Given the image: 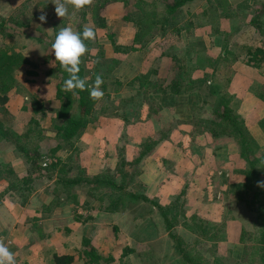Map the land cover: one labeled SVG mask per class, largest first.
I'll return each instance as SVG.
<instances>
[{
  "label": "rangeland",
  "instance_id": "obj_1",
  "mask_svg": "<svg viewBox=\"0 0 264 264\" xmlns=\"http://www.w3.org/2000/svg\"><path fill=\"white\" fill-rule=\"evenodd\" d=\"M40 1L0 0V17L8 21L5 33L0 35V51L6 49L9 52L20 53L27 58L33 59V64L35 65L33 71L36 72V75H29L22 70L16 76L15 87L9 93L7 103L3 107L0 106V124L8 133L14 132L22 135L26 129V122H28L23 121V119L33 116L28 106L29 102L36 92L40 93L39 95H42L41 98L47 104V112L43 116L35 115L34 118L39 120L44 132L34 140L32 137L28 140L21 138L20 142L28 146L31 151L36 148L40 150L45 155L42 164L48 162L46 157L50 158L51 156L50 148L59 142L54 131L56 120H52L57 108V102L53 94L54 83H47L51 76L48 71L50 67L52 68V65L49 61L41 63L42 60H40V58H45L46 56L47 45L54 41L55 29L59 31L60 28L70 26L74 31H78L80 26L82 31L85 27H89L95 32L94 39L85 41L88 50L83 56L85 60L84 67L87 73L100 70L104 75H108L111 78L110 81H107L108 93L119 92L115 93V95L124 96L123 100L115 103H113L111 96L101 99L96 118L124 111H128L127 114H131L129 113L130 108L135 110L140 107L141 109L147 102L151 106L154 105L152 107L159 111L156 106L163 103L161 100L163 95L161 93L162 86L160 85L167 86L170 84L169 77L173 76V70L171 69L175 68L174 65H177L174 59L176 58L179 67L185 72L184 76L187 80L180 81L179 87L181 88L178 87L180 94L170 93V89H168L167 92L171 97L169 98L171 104L175 102L173 95L185 97V95L190 93L202 91L204 88L216 90L212 95L206 93L204 95L203 92L202 111L191 121L192 124L200 126L195 127L197 129L196 132H199V129L206 125L209 126L208 128H214L212 124H207V122L214 121L215 116L212 110L220 107L225 99L229 110L232 114H235L237 102L229 91L233 65L236 62H245L241 57L245 49L241 47L249 45L257 48L262 44L261 42H264V36L257 39L254 34V28L249 26L251 18L256 13L255 11L259 10L256 2L261 0H228L230 8L226 11L219 4L216 5V0H196L184 5L177 15L168 18L167 23L165 21L166 12H164L166 0H128L125 3V11L134 9V14L139 11L140 15L136 16L138 20L131 16L127 23L121 16L115 14L118 13V9L115 8L114 12H110L111 16L107 18L106 29L99 28L92 23L90 18V10L92 8L86 7L84 9L82 7L76 10L69 5V15L61 18L55 13L53 0H42V4H40ZM96 2L98 0H90L89 6ZM212 7L214 8L213 12L211 10ZM41 15H46V22L40 21L39 17ZM142 17H144L145 28L141 30L137 22ZM260 19L264 30V15ZM138 31H141V36L137 34ZM5 34H8L9 37H5ZM109 35H112V37L109 38ZM230 35L232 36L229 37ZM111 40L123 46L124 49L115 52L111 45ZM225 47L229 50V54L226 56L223 55L226 52ZM115 61L120 62L115 65ZM121 66L123 68L122 72L120 71ZM168 67L169 74H167ZM263 67L264 64L258 68H251L261 69ZM141 74H146L148 81L143 89H139V82L134 80ZM203 76L208 77L206 78L205 86L198 81L203 79ZM117 78L122 80L118 81ZM192 81L194 85H188ZM150 83L158 86L154 87ZM222 97L224 99L221 102L220 99ZM187 100L191 101L194 106L193 95L187 97ZM179 102L184 103L183 101ZM167 103H169V100ZM134 112V116H137L136 111ZM237 119L244 123L241 119ZM218 122L220 121L217 120L215 123ZM32 130L33 135L36 134L35 130ZM15 139L10 134L6 135V137H0V164L2 167L8 168V170L0 171V180L4 179L8 183L17 178V173L13 171L10 163L15 160L16 156L22 158L16 149L18 141ZM70 147L67 146V148ZM10 170L13 175L9 174ZM247 171H249V165L246 162L243 173ZM255 171L264 172L260 164L257 165ZM42 174L44 172L39 175L41 176ZM63 175V173L58 174V176ZM110 175L112 176L113 174ZM244 178L246 180V176ZM261 178H263V175L260 177V182L251 181L248 184L250 187L248 192L230 190L232 187L228 189L229 199L232 202L230 204H222L226 205L224 220L219 223L225 226L223 234L225 238L222 241L204 240L194 228L199 227L196 224L199 221L208 222L204 218L199 217L202 214L197 215L199 214L198 212L192 213V211H196L194 207L187 206V209L185 204L167 206V208L171 207L168 210L170 221L174 220L177 223L173 231L181 236L188 245L194 247L195 251L198 253L204 252L206 259H210L211 251L217 245L219 248L218 253L224 254L220 264H260L258 252L255 251L257 255L253 259L251 257L253 253L251 247L254 249L253 243L251 244L252 238L246 236L245 239H248V242L244 245L242 243L245 240L242 238L243 242L241 243L239 237L242 231L249 233L256 227V211L258 208L263 207L261 202H264L262 193L257 194L259 191L261 192L259 185L264 183ZM36 182L37 180L28 184L26 191L19 192L18 189L14 190L13 194L8 195L6 193L8 196L1 194L0 204H2L1 201H4V197L26 201L29 199L27 191L29 189L33 190ZM38 184L40 183L37 182L36 185ZM72 189L70 187V193ZM138 190L140 191V189ZM241 197L243 200L251 201L249 207L239 201ZM65 198L62 195L59 196L58 200H67L66 196ZM67 201L70 202L71 200ZM108 202L110 203L111 201ZM218 205L220 204H212V206H215L212 207L210 204L211 214L217 217L221 211L218 209ZM113 206L111 204V207ZM115 208H118L123 213H129L138 222L134 223L135 226L131 229H128L131 231L126 228L125 233L129 235L130 242L136 244L137 252L141 253L130 254L126 258H120V252L123 249H121V244L126 236L124 231L113 228L109 230V234L104 241H100L101 243L95 242L96 251L100 256L105 259L117 256L118 261L116 259L115 263L109 264H139L140 262L141 264H174L173 260L175 258H172L173 243L156 204H136V200H126ZM230 220L235 221L236 224L233 226L231 224L227 225L226 222ZM131 233L132 235H130ZM111 235L115 238V244ZM110 237H112L111 241L108 239ZM83 249L82 246L78 252ZM78 252L74 251L75 255H72L75 260L79 261L77 264H87L84 258H78ZM29 253L33 254L32 259H29L31 263L28 262V259L21 258V261H16L17 264H40L41 261L44 264L47 263V258L40 256L36 249L34 252L29 251ZM49 261L50 264L53 262L51 259ZM100 264L108 263L101 261Z\"/></svg>",
  "mask_w": 264,
  "mask_h": 264
},
{
  "label": "crops",
  "instance_id": "obj_2",
  "mask_svg": "<svg viewBox=\"0 0 264 264\" xmlns=\"http://www.w3.org/2000/svg\"><path fill=\"white\" fill-rule=\"evenodd\" d=\"M167 72L169 74V67ZM229 91L237 102L235 115L244 122L264 155V67L255 69L236 62ZM203 92L208 94V89L185 97L173 95L175 102L172 104L167 92L162 95L163 103L156 106L159 111L147 102L141 109L130 108L129 113L133 115L124 111L96 118L78 140L71 142L72 149H61L54 155L55 159L46 157L48 163L57 160L61 166L41 176L34 172V181L40 184L35 183L29 199L21 202L4 197L0 204V243L14 253L16 261L21 258L31 260L33 254L29 251L36 249L50 264L54 255H75L74 251L82 248L84 240H89L96 248L95 242L104 241L109 230L117 228L126 236L121 249H137L125 233L126 228L131 229L138 223L129 213L105 212L85 187L79 185L71 191L76 196L75 202L54 197L52 193L58 174L75 179L81 170L86 176L109 172L115 174L118 182L124 176L125 187L141 198L136 204H157L164 208L170 204H185L187 209L194 207L196 211L192 213L202 214L199 217L207 222L222 223L226 209L222 204L232 202L228 192L230 187L232 190L234 185L245 182L243 169L246 162L240 158L233 139L224 135L212 137L214 128L209 126L196 132L195 127L200 126L191 121L202 111ZM115 93L119 92L109 93L113 103L124 99ZM190 95L194 97V106L187 100ZM121 162L125 163L124 167ZM10 164L18 179L30 174V167L23 158L16 156ZM9 190V183L0 180V195L13 194L14 190ZM142 197L149 202L143 201ZM210 204H220L218 217L211 214ZM226 224L233 226L236 222L230 220ZM112 237L108 239L111 241ZM113 240L115 244L114 237ZM113 258L116 262L117 256ZM78 262L74 259L72 264ZM40 264L44 263L41 261Z\"/></svg>",
  "mask_w": 264,
  "mask_h": 264
},
{
  "label": "trees",
  "instance_id": "obj_3",
  "mask_svg": "<svg viewBox=\"0 0 264 264\" xmlns=\"http://www.w3.org/2000/svg\"><path fill=\"white\" fill-rule=\"evenodd\" d=\"M128 0H98L95 4L89 6V3L83 6L85 9L86 7H89L90 13H91V19L92 23L96 24L99 28L106 29L107 26V18L111 16L110 12H114V9H118L117 16H121V18L129 22V17L133 16L136 20H138L137 15H140L139 11L138 13L134 14L132 10L125 11V3ZM196 0H166L164 4V12H166L165 21L168 22V18L173 17L180 12V9L186 5L189 2H193ZM216 5L219 4L220 7H223L224 11H226L228 8H230V3L228 0H216ZM40 4H42V0L40 1ZM256 5L258 7V11H255V15L251 18V21L249 23V26L254 28V34L256 38L264 36V30L262 27V21L261 17L264 15V0L257 1ZM212 12L214 11V8L212 7ZM133 13V14H132ZM89 15V14H88ZM225 15V13H224ZM222 16V15H221ZM89 17V16H88ZM7 20H4L0 17V35L5 33L7 29ZM137 25L140 26V29L145 28L144 24V17L140 18L137 22ZM58 31L55 29V34ZM78 32H82V28L80 26L78 27ZM141 31H138L137 34L140 35ZM54 34V38H55ZM136 34V35H137ZM231 34V33H230ZM229 35V34H228ZM233 35V34H232ZM230 35L229 37H231ZM141 36V35H140ZM139 36V37H140ZM5 37H9L8 34H5ZM112 37V35H109V38ZM53 41V40H52ZM53 42L48 44L47 53L45 58H40L41 63H47L48 61L52 65V68L50 67V70L48 71V74L51 75L48 84L54 83L53 87V94L54 99L57 102V108L54 112V116L52 120H56V125L54 126V131L56 137L59 139L58 144H55L52 148H50V154L52 156V159H55L54 155L61 149H65L68 146H72L74 140H78L81 134L84 132V130L87 128L88 124L93 122L96 119V115H98V106L100 100H93L88 91H79L77 90L76 94H73L72 92H66L63 88V82L67 78V73L60 67L58 62H55L54 52L52 51L51 45ZM262 44L255 48L253 46L244 45L241 48H244L245 51L242 54V58L244 59V63L247 66L250 67H256L262 66L264 64V42H261ZM111 45L115 52H118V50L124 49L123 46L117 44L114 40H111ZM89 47V46H88ZM226 49V47H225ZM134 50V48H132ZM229 50L226 49V52L223 54L224 56L228 55ZM175 62L177 65H174L175 68L172 70V77H169L170 84L167 86H162L161 93L165 94L167 93L168 89H170V93L173 94H180L179 87L180 81L187 80L185 78V72L182 71V69L178 65V60L176 58ZM37 60V59H35ZM82 62L80 65V73L79 75L82 78H86L87 82L89 84H93L95 82V79L97 76L102 77L103 84L101 85L102 90L104 91V96L102 99H106L109 96V93L107 92L108 82L111 78L108 75H104L100 70H94L92 73H87L85 69V60L83 57L81 58ZM114 62V61H113ZM120 61H115V65L118 64ZM33 59L27 58L23 56L22 54L9 52V50H2L0 51V106L3 107L8 99H9V93L13 90L15 87V78L19 73L24 70L29 75H36V72L33 71L34 68ZM206 75V74H204ZM146 74H141L137 78H135V81L139 82V89H143L147 84ZM207 76H203V79H199V83L205 86ZM189 81V80H188ZM191 81V80H190ZM197 81V82H198ZM196 83V81H194ZM154 87H157L156 84L150 83ZM188 85H194L193 81L188 83ZM149 87V86H148ZM179 87V88H178ZM187 88V87H186ZM208 89V94L212 95L216 92V90ZM40 92V91H39ZM40 94V93H39ZM38 92H36L30 102H29V109L31 110L33 116H29L28 118H24L23 121L26 122L27 125L25 126V131L22 133V135L16 134L14 132H9L4 129V127L0 124V137L10 134V136L15 137L16 141H18V144L16 145V149L19 152L20 156L26 161V163L30 167V174L23 178V179H17L14 178L12 182H9V188L11 190H18L20 191H26V186L28 184H31L34 181L33 174L34 172H38L41 174V172H50L51 170H54L55 168H58L61 166V162L55 161L54 163H48L46 162L44 166H41L43 162V153L36 149H33L32 151L30 148L20 142V139H36L38 135H41L44 131L41 128L39 124V120L34 118L35 115L43 116L47 112V104L43 101L41 98L42 95H39ZM218 96V93H217ZM224 97H222L220 100H222ZM212 113L215 116V119L213 122H207V124H212L215 128V130H212L211 135L212 137H219L221 135L227 136L231 139H233L235 145L238 148L239 156L243 161H246L249 165V171L244 172V175L246 176V180L242 184L234 185V189L237 192L245 191L248 192L250 189L249 183L251 181H255V183L260 182V177L263 175V178H261L264 181V172H256L257 165L260 164L261 167H263L264 171V155L261 152V150L258 148L257 144L247 131V129L244 126V123L239 121L237 116L229 110L228 104L225 101L222 103V105L218 108H215L212 110ZM39 116V117H40ZM217 120L220 122L215 123ZM51 121V120H50ZM203 121V120H201ZM209 121V120H206ZM207 126V125H206ZM204 126L206 129L207 127ZM41 128V129H40ZM193 128V127H192ZM35 130L36 134L33 135V130ZM220 130V131H217ZM32 134V136H31ZM34 136V137H33ZM71 143V144H70ZM263 162V164H262ZM125 163L121 162V166L124 167ZM65 167V166H64ZM63 167V168H64ZM3 168V169H1ZM2 167L0 164V171L8 170V168ZM78 177L75 179H69L67 178L66 174L63 176H58L56 178V181L54 183L56 188L53 190V195L55 198H59V196L64 195L67 197V200H73L75 202L76 196L72 193H70V187H75L77 185L81 187H85L88 194H90V197L96 199L99 204H101V209H103L105 212H118L120 211L118 208L115 207L118 206V204H122V201L126 200H138L141 199L140 197L134 195L132 192L127 189V186L125 187L124 181L126 178L120 177L121 181H116V176L111 173L106 172L105 174H99L95 176H86L84 174V171L81 170V172H78ZM119 173L121 174V170H119ZM9 174H12V171H9ZM133 177H131V181ZM11 181V180H10ZM130 182V181H128ZM261 192L259 191L257 194L262 193V196L264 197V187H261ZM31 189H29L28 195L30 194ZM4 194V193H3ZM29 197V196H27ZM66 199V198H65ZM64 199V200H65ZM240 202H243L247 207H249V204H251V201L249 200H243V198H239ZM142 200L145 202H149L145 198L142 197ZM22 201V200H21ZM66 201V200H65ZM108 201H111L110 203ZM151 203V202H150ZM111 204L114 206L111 207ZM263 204V207L258 208L256 211V227L252 232H245L242 231L239 237V241L241 243L243 242V239L245 240L244 245H246V242H248V239H245L246 236H250L251 244L254 246L252 248V259L258 252L259 262L260 264H264V202H261ZM157 205V204H156ZM174 205V204H170ZM111 207V208H108ZM157 208L159 212H161L162 217L164 219L166 229L168 230L169 237L172 240V258H175L173 260L174 264H220V260H222L224 254L218 253V246H214L213 250L210 254V259H206L204 256V252L198 253L195 251V248L191 245H188L185 240L176 234L173 231V228L176 226V222L174 220L170 221V218L168 216V210H170L171 207H160L157 205ZM175 222V223H174ZM199 227L194 228L195 231L201 235V237L206 240H216L222 241L224 237L225 232V226L224 224H214V223H203L200 222L196 223ZM243 238V239H242ZM256 247V248H255ZM83 250L77 251L79 254L78 258H84L85 262L87 264H100V262H106V263H115V259L113 257L110 258H103L100 256L96 248L92 246L89 242V240H84L83 244ZM256 251V252H255ZM141 252H137V249H131L128 247H125L122 250V253L120 255V258L128 257L130 254H137ZM140 255V254H139ZM142 255V254H141ZM144 257V255H142ZM75 257L72 255H54L53 256V264H72L74 262ZM141 263V262H140Z\"/></svg>",
  "mask_w": 264,
  "mask_h": 264
},
{
  "label": "clouds",
  "instance_id": "obj_4",
  "mask_svg": "<svg viewBox=\"0 0 264 264\" xmlns=\"http://www.w3.org/2000/svg\"><path fill=\"white\" fill-rule=\"evenodd\" d=\"M55 13L58 17L65 18L69 15V5L79 10L90 0H53ZM41 22H46V15L39 17ZM95 38V32L92 28L85 27L82 32L74 31L72 27L65 26L55 34L51 45L54 52L55 62L68 74L63 82V88L66 92L76 94L79 91H88L93 100H100L104 96L101 88L103 79L97 76L93 84H89L86 78H82L80 73L81 58L87 52L86 40ZM259 186L264 187V183ZM0 264H17L14 253L3 243H0Z\"/></svg>",
  "mask_w": 264,
  "mask_h": 264
}]
</instances>
